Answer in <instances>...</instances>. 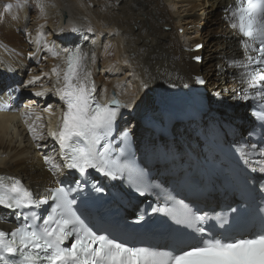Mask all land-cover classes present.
Listing matches in <instances>:
<instances>
[{
  "label": "bare ground",
  "instance_id": "bare-ground-1",
  "mask_svg": "<svg viewBox=\"0 0 264 264\" xmlns=\"http://www.w3.org/2000/svg\"><path fill=\"white\" fill-rule=\"evenodd\" d=\"M15 3L16 0H0V76L3 75L0 78V173L25 180L40 197L46 196L47 189L58 186L61 179L69 178L66 170V173L53 175L49 170L51 166L43 161V156L49 155L57 163L61 162L59 146L47 133L50 124L59 122V111L63 108L53 95L56 77L49 78L44 74L50 73L56 65L63 70L62 50L75 45L80 36L90 40L82 50L88 54L87 68L92 73L98 97H112L114 90L121 102L129 104L120 119L119 129L139 132L138 122L145 124L142 118L159 109L172 113L174 109L169 108L171 89L180 84L198 86L197 77L205 80L204 86H208L211 92L215 88L221 94L229 90L232 99L240 100L239 97L243 98L245 94L254 95L248 87L241 91L238 70L232 67L233 59L242 58L243 51L238 29L230 27L231 20L225 13L233 0H46V17L39 15L36 0H28L29 6L20 8H16ZM9 4L13 8L8 9ZM219 6H226L222 7L224 13L219 20V32L224 36L214 38L212 29L202 31L197 26L205 24L206 16ZM89 27L92 32L87 31ZM73 28L79 31L74 33ZM45 39L50 46L61 51V56L54 58L44 49L42 41ZM198 44L202 45L199 49L196 48ZM254 46L258 47V44ZM106 48L112 55L105 54ZM34 76L41 79L34 86L26 87ZM142 81L147 82V89L141 87ZM44 89L49 90L46 97L31 95ZM17 97L20 99L14 102ZM214 97L215 94L208 99ZM247 103L253 102L243 98L242 104ZM17 104L20 108L29 104L34 110L30 123L36 115L42 117L38 123L44 125L46 138L39 142L45 147L35 148ZM6 105L12 110H5ZM48 105L52 106L51 113L43 111ZM213 106L218 107V103ZM204 113L186 122L194 125L191 127L194 133L207 123L222 137L241 140L250 137L251 130L241 133L243 126L237 125L236 130L226 118L213 117L206 122ZM175 125L171 126L172 131ZM153 131L155 139L151 141L155 146L148 142V153L152 157L147 161L156 160L152 165L157 170L156 180L166 186V178L159 173L169 175L177 169L172 168L175 161L168 159L165 151L180 146L179 140L171 141L173 132L168 135ZM137 148L140 151L141 148ZM16 220L14 212L0 207V227L14 226L11 223Z\"/></svg>",
  "mask_w": 264,
  "mask_h": 264
},
{
  "label": "snow or ice",
  "instance_id": "snow-or-ice-1",
  "mask_svg": "<svg viewBox=\"0 0 264 264\" xmlns=\"http://www.w3.org/2000/svg\"><path fill=\"white\" fill-rule=\"evenodd\" d=\"M29 6L28 0H16L15 7ZM13 8L12 4L6 6ZM46 0H36L35 8L41 17H46ZM226 18L231 20L230 27L238 29L242 48V58L233 59L232 67L237 69V76L244 87L253 90V96L243 97L253 102L256 108L264 104V0H233V4L225 9ZM75 33L79 31L73 28ZM88 32L93 29L89 27ZM43 36V33H39ZM252 41L253 43H249ZM52 57L61 56L55 46H50L45 39L42 41ZM258 44V47L254 46ZM111 45L108 46L110 48ZM202 45H196L199 49ZM105 49L106 55H112ZM65 67L61 71L59 65L54 66L50 73L44 75L56 77V86L53 95L63 105L58 126L49 129L47 136L59 146L60 163L53 156L44 155L43 161L50 165L53 175L78 174L73 178L75 187L61 186L47 189L48 195L38 198L28 188L24 187L19 179L0 176V206L4 209H41L49 206L42 224L36 221L41 216L35 211L31 215H23V224L12 232L0 230V264H264V228L247 237L217 238L203 235L205 229L197 227L205 223L209 217L205 212L191 207H176L161 205L152 207L154 214L172 219L178 225H186L200 234L195 244L177 247L168 251L157 250L151 246H137L113 235L107 229L97 228L96 225L86 222L83 213L78 214L76 196L84 192L87 184L86 177L89 170H94L105 177L116 179L118 175L128 173V187L133 188L140 196L152 187L144 180L142 169L134 164H120L118 157L129 152V135L126 129L117 130L118 121L122 118V109L129 108L128 103L122 104L118 99L101 102L96 96V85L92 73L87 68L88 54L80 45L71 49H63ZM254 53V54H253ZM30 55H32L30 53ZM199 60V57L196 58ZM128 63L127 60L124 61ZM41 77L34 76L27 82V86H34ZM196 82L205 84L203 78L197 77ZM173 87L175 85H172ZM141 87L148 88L146 81ZM48 89L31 93L34 97H46ZM104 92L107 89L103 90ZM17 109L24 117V124L31 136L36 149L45 147L39 141L46 137L42 120L36 115L32 120L34 110L29 104ZM51 105L43 109L51 113ZM5 110H12L11 107ZM259 115L253 113L257 125L264 130V109ZM256 149V144H249ZM115 157L117 158H114ZM264 156V151L261 152ZM264 172V167L259 169ZM92 190L99 193L102 187L91 185ZM75 194V195H73ZM51 201V205L49 204ZM183 205V201L180 202ZM233 212L236 209H232ZM143 219L137 215V222ZM215 219L223 227L227 221L216 216ZM264 219V217H262ZM31 221V222H30ZM71 238L72 242L65 244Z\"/></svg>",
  "mask_w": 264,
  "mask_h": 264
},
{
  "label": "rangeland",
  "instance_id": "rangeland-1",
  "mask_svg": "<svg viewBox=\"0 0 264 264\" xmlns=\"http://www.w3.org/2000/svg\"><path fill=\"white\" fill-rule=\"evenodd\" d=\"M222 7H226V6H219L218 8L213 10L212 13H210L206 16V18L204 20L205 24H202L201 27L197 26V28H200L202 31H208L209 29H212V34H213L214 38H217L219 36L220 37L224 36L223 32H219V20H220L221 14L224 13L222 11ZM195 27H196V25L194 26V28ZM213 30H215V31H213ZM178 34H181V32ZM180 40H181V42H184L183 38H180ZM205 53L207 54L209 52L205 51ZM205 53H203V54H205ZM216 54H219V53L216 52ZM2 76H0V78ZM132 78L135 79V77H132ZM130 80H131V78H130ZM22 82H23V79H22ZM207 89H208V86H207ZM216 90H218V89L215 88L214 92L213 91L211 92V90L208 89V94L211 96L215 94L214 98L219 99V102H218V107L212 106L207 113H204V116L206 117V122L209 120L210 117L211 118H213V117H215V118L216 117L217 118H226L233 123L236 130H237V125H239L241 128L243 126L242 131H240L241 133H243L244 130H250V129L246 128L247 125L250 124V122H249L250 120H248L249 115H250V108L247 107V105L242 104L243 98L239 97L240 100L238 101V103H235L233 108L229 109L228 107L231 106V103H232L231 101H233V99H235V98L232 99V97H230V91L229 90L225 91L224 94H221L220 92L218 93V92H216ZM231 93H232V91H231ZM211 100L209 99V102H208L210 105H211ZM224 106L227 108L226 110H219V109H223ZM122 115H123V113H122ZM138 125H139L140 134H139V132L133 131V133L135 134V138L137 139L136 145L141 148L140 151H146L148 149V146H147L148 142L155 139V136L153 137L154 131L149 126H146L145 124H141L140 122H138ZM172 132H173V135L175 138L174 140H176V141L181 140V143H184L183 141H186L187 143L191 144L194 139L197 141V137H196L194 131L192 130L190 124H187L186 122H183V123L177 122L176 125L173 127ZM151 143H154V141H151ZM152 146H155V143ZM180 146H184V145H180ZM165 148H166V146H165ZM65 173H66V171H65Z\"/></svg>",
  "mask_w": 264,
  "mask_h": 264
},
{
  "label": "water",
  "instance_id": "water-1",
  "mask_svg": "<svg viewBox=\"0 0 264 264\" xmlns=\"http://www.w3.org/2000/svg\"><path fill=\"white\" fill-rule=\"evenodd\" d=\"M195 92H201V93L207 94V96H210L208 94L207 86L205 88L204 84L203 85L198 84V86H195V87L192 85L185 86L183 84L175 86L173 89H171L170 101L172 100V102L169 103V108L175 109L179 106L180 102H187L190 99L191 95ZM111 96L113 99H118L116 96V92L114 90L112 91ZM238 100L239 99H235L234 101H232L231 107H233ZM121 103L124 104L123 102H121ZM215 103H217V99H212V105ZM247 105L250 106V103H247ZM162 111H164V110L159 109L157 112L152 114V115H155L154 117L152 115H150V116L145 117V118L150 117V119H155L160 115V113Z\"/></svg>",
  "mask_w": 264,
  "mask_h": 264
},
{
  "label": "trees",
  "instance_id": "trees-1",
  "mask_svg": "<svg viewBox=\"0 0 264 264\" xmlns=\"http://www.w3.org/2000/svg\"><path fill=\"white\" fill-rule=\"evenodd\" d=\"M182 141H183V140H182ZM179 142H180L179 145H181V140H179ZM183 142H184V143H187L186 141H183Z\"/></svg>",
  "mask_w": 264,
  "mask_h": 264
}]
</instances>
